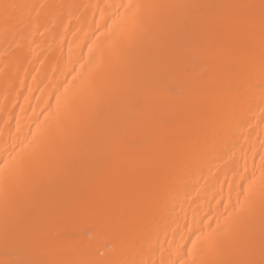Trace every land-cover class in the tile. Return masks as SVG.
<instances>
[{
    "label": "bare ground",
    "instance_id": "bare-ground-1",
    "mask_svg": "<svg viewBox=\"0 0 264 264\" xmlns=\"http://www.w3.org/2000/svg\"><path fill=\"white\" fill-rule=\"evenodd\" d=\"M0 264H264V0H0Z\"/></svg>",
    "mask_w": 264,
    "mask_h": 264
}]
</instances>
